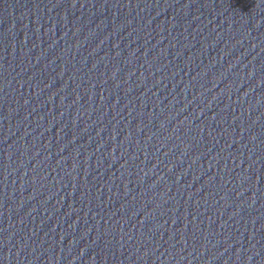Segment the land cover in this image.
<instances>
[{
	"label": "water",
	"instance_id": "95a60500",
	"mask_svg": "<svg viewBox=\"0 0 264 264\" xmlns=\"http://www.w3.org/2000/svg\"><path fill=\"white\" fill-rule=\"evenodd\" d=\"M0 264H264V0H0Z\"/></svg>",
	"mask_w": 264,
	"mask_h": 264
}]
</instances>
